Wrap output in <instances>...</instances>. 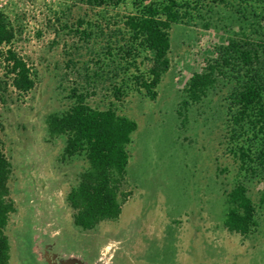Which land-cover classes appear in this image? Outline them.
Masks as SVG:
<instances>
[{
    "label": "rangeland",
    "instance_id": "obj_1",
    "mask_svg": "<svg viewBox=\"0 0 264 264\" xmlns=\"http://www.w3.org/2000/svg\"><path fill=\"white\" fill-rule=\"evenodd\" d=\"M114 1L0 0L15 34L0 50V141L16 208L6 229L10 264H264V169L247 177L237 158L241 145L260 141L234 125L243 76L258 73L264 83V0H178L170 68L155 100L136 85L150 79L155 54L132 41L125 24L149 1ZM232 43V55L257 51L256 65L232 57L223 70ZM8 50L30 68L31 91L7 78ZM211 69L214 84L193 101L191 79ZM75 89L92 109L137 124L122 214L92 231L75 227L67 204L89 163L84 155L65 159L67 137L51 138L47 126L50 115L73 106ZM239 184L257 210L247 236L224 225Z\"/></svg>",
    "mask_w": 264,
    "mask_h": 264
},
{
    "label": "trees",
    "instance_id": "obj_2",
    "mask_svg": "<svg viewBox=\"0 0 264 264\" xmlns=\"http://www.w3.org/2000/svg\"><path fill=\"white\" fill-rule=\"evenodd\" d=\"M148 1V4L142 3L139 15L128 17L125 24L132 41L140 40L144 49L155 54L150 79H136L138 91L155 100L156 88L170 68L169 30L173 24L180 22L181 15L178 0H162L159 4L154 0L144 2ZM14 38L13 29L0 13V50L11 45ZM236 46V43H232L231 48L227 49L222 69L231 66L232 57L242 67H254L259 61V53L238 49L232 55L231 49L234 50ZM4 64L8 71L7 78L12 77V86L17 91L29 92L35 87L30 68L14 51H7ZM212 70L211 73L196 74L191 79L187 92L193 101H199L214 84ZM243 79L235 95L237 110L234 125L241 131L248 129L260 142L255 149L254 144L249 147L241 145L237 158L246 176L255 177L260 168L264 169V83L258 73L244 75ZM72 98L73 106L62 114L50 115L47 126L51 138L67 137L63 153L65 159L84 155L89 163V169L80 176L79 185L68 194L67 204L73 212L75 227L92 231L102 222L117 220L122 214V205L129 197L122 193L129 166L127 147L137 130V124L112 110L92 109L87 105L86 97L77 89L73 91ZM2 131L0 122V134ZM11 174L12 167L0 141V264H10V242L6 229L10 216L16 212L9 188ZM229 204L225 228L231 233L249 235L258 224L257 210L244 184L237 185L230 193Z\"/></svg>",
    "mask_w": 264,
    "mask_h": 264
}]
</instances>
